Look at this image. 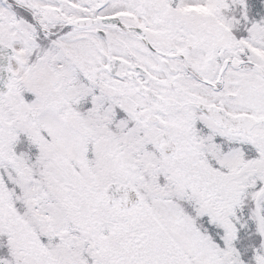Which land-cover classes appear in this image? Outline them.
Wrapping results in <instances>:
<instances>
[{
  "label": "snow or ice",
  "instance_id": "obj_1",
  "mask_svg": "<svg viewBox=\"0 0 264 264\" xmlns=\"http://www.w3.org/2000/svg\"><path fill=\"white\" fill-rule=\"evenodd\" d=\"M0 264H264V0H0Z\"/></svg>",
  "mask_w": 264,
  "mask_h": 264
}]
</instances>
